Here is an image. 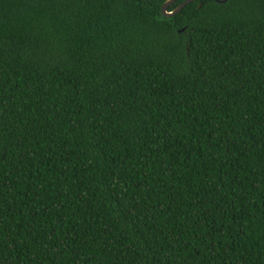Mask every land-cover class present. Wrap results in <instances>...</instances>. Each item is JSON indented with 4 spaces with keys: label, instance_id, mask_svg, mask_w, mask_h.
I'll return each mask as SVG.
<instances>
[{
    "label": "trees",
    "instance_id": "16d2710c",
    "mask_svg": "<svg viewBox=\"0 0 264 264\" xmlns=\"http://www.w3.org/2000/svg\"><path fill=\"white\" fill-rule=\"evenodd\" d=\"M165 1L0 0V264H264V0Z\"/></svg>",
    "mask_w": 264,
    "mask_h": 264
},
{
    "label": "water",
    "instance_id": "95a60500",
    "mask_svg": "<svg viewBox=\"0 0 264 264\" xmlns=\"http://www.w3.org/2000/svg\"><path fill=\"white\" fill-rule=\"evenodd\" d=\"M148 1H152V0H148ZM176 0H166L162 5H161V14L164 17H172L174 15H176L177 13H179L186 5L192 3L195 0H185L182 3H180L176 8H174L173 10L169 11L168 8L170 7V5L172 3H174ZM220 3H224L227 0H216Z\"/></svg>",
    "mask_w": 264,
    "mask_h": 264
}]
</instances>
